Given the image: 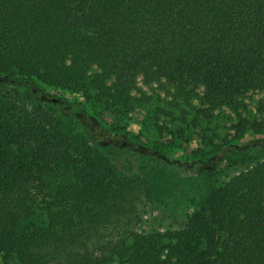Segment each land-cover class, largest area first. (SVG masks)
<instances>
[{"label": "trees", "instance_id": "16d2710c", "mask_svg": "<svg viewBox=\"0 0 264 264\" xmlns=\"http://www.w3.org/2000/svg\"><path fill=\"white\" fill-rule=\"evenodd\" d=\"M0 82L80 94L108 114L140 102L138 82L195 100L201 117L260 97L236 131L264 135V0H0ZM71 104L98 143L119 141ZM148 199L144 178L0 91V264H264V159L177 230H139Z\"/></svg>", "mask_w": 264, "mask_h": 264}, {"label": "rangeland", "instance_id": "374dc122", "mask_svg": "<svg viewBox=\"0 0 264 264\" xmlns=\"http://www.w3.org/2000/svg\"><path fill=\"white\" fill-rule=\"evenodd\" d=\"M0 91H9L30 107L50 111L68 135L86 140L118 174L144 178L149 188L139 225L144 233L181 228L213 188L264 159V135L251 131L240 137L236 131L241 119L255 116L260 97L245 100V108L238 111L223 108L201 117L195 100L173 99V90L141 82L133 93L140 102L129 105L122 114L103 113L100 106L84 101L80 94L51 89L44 93L5 82H0ZM95 91L97 88H92L91 94ZM50 94H58L68 103L58 105ZM76 101L84 105L91 121L119 135V141L110 145L106 138L98 143L82 108L71 104ZM135 144L139 146L133 147ZM214 158L219 162L204 168L206 172L196 162Z\"/></svg>", "mask_w": 264, "mask_h": 264}]
</instances>
